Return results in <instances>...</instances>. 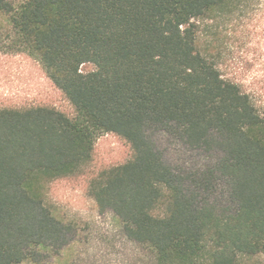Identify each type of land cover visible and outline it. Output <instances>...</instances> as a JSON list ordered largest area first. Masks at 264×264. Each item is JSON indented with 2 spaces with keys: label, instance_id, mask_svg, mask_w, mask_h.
<instances>
[{
  "label": "trees",
  "instance_id": "obj_1",
  "mask_svg": "<svg viewBox=\"0 0 264 264\" xmlns=\"http://www.w3.org/2000/svg\"><path fill=\"white\" fill-rule=\"evenodd\" d=\"M252 1L0 0L14 45L73 109L0 107V264H39L69 244L47 186L84 172L108 132L130 156L93 172L88 193L154 264H245L264 253V109L222 73L209 40ZM156 132L215 157L173 166Z\"/></svg>",
  "mask_w": 264,
  "mask_h": 264
},
{
  "label": "rangeland",
  "instance_id": "obj_2",
  "mask_svg": "<svg viewBox=\"0 0 264 264\" xmlns=\"http://www.w3.org/2000/svg\"><path fill=\"white\" fill-rule=\"evenodd\" d=\"M207 38L204 30L201 43L205 44ZM209 40L211 47L222 54V73L245 84L264 109V0H253L237 18L219 23ZM93 68L90 63L82 66L83 71ZM31 104L54 106L67 114L73 112L39 62L14 45L9 20L0 13V107ZM153 138L166 162L173 166L204 165L215 157L213 152L191 149L165 132H156ZM129 156V146L123 140L113 133H103L95 142L93 159L84 172L48 184L45 204L71 227L72 239L58 253L46 254L39 264H154L153 252L129 239L118 217L111 210L100 211L88 193L93 172L123 163ZM244 261L264 264V253Z\"/></svg>",
  "mask_w": 264,
  "mask_h": 264
}]
</instances>
